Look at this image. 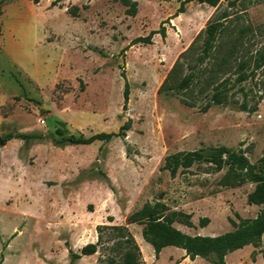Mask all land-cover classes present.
Returning a JSON list of instances; mask_svg holds the SVG:
<instances>
[{
  "label": "rangeland",
  "instance_id": "1",
  "mask_svg": "<svg viewBox=\"0 0 264 264\" xmlns=\"http://www.w3.org/2000/svg\"><path fill=\"white\" fill-rule=\"evenodd\" d=\"M132 1L134 17L111 0L0 4V138L22 132L46 138L0 145L1 264H68L69 250L77 253L96 242L99 225L125 226L143 264H209L190 261L175 247L164 248L156 259L142 226L129 224L128 216L146 203L162 202L169 211L191 216L192 228L174 223L176 229L215 237L233 229L229 219L237 223L258 214L260 208L247 203L253 183L219 185L226 167L214 172L210 164L196 162L175 177L162 168L169 155L197 150L207 155L220 146L243 152L259 166L264 67L243 83L235 79L238 63L246 61L249 72L264 47V0H221L216 7L191 2L176 17V0ZM73 8L75 16L69 13ZM224 12L214 49L204 56L206 27ZM162 23L164 38L130 45ZM177 61L176 83L190 75L192 84L159 92ZM122 70L130 89L126 110ZM223 81L227 104L210 103ZM242 104L255 110L243 111ZM127 120L131 129L125 136L108 142L56 147L48 139L57 129L83 137L116 133ZM202 218L208 219L204 228ZM111 244L75 264H107L110 257L118 264L120 254L108 249ZM225 264H264V236L260 247L234 251Z\"/></svg>",
  "mask_w": 264,
  "mask_h": 264
},
{
  "label": "trees",
  "instance_id": "2",
  "mask_svg": "<svg viewBox=\"0 0 264 264\" xmlns=\"http://www.w3.org/2000/svg\"><path fill=\"white\" fill-rule=\"evenodd\" d=\"M3 0H0V4ZM118 2L126 7L125 13L130 17L136 15L137 3L132 0H111ZM170 1V0H164ZM179 2V7L173 17L184 13V6L191 2L206 4L209 7H216L221 0H176ZM34 4H38L39 0H33ZM54 6V2L51 3ZM73 16L76 15V8L69 12ZM2 14L0 8V15ZM227 14L224 12L219 19L210 23L206 27V38L203 43L202 52L207 56L214 49V42L217 33L221 30V20H225ZM170 20V19H169ZM166 23V22H165ZM162 23L158 30L149 32L145 37H138L131 41V46L136 44L150 45L152 37L159 35L165 37V27ZM1 36V28H0ZM230 51V50H229ZM184 56V53L182 54ZM200 61L203 58H199ZM227 60L224 59L218 65H224ZM246 61H240L237 65V77L235 81L240 84L248 79H251L255 72L264 67V47L256 52L252 58V68L249 72L246 71L248 65ZM181 68L180 62H176L169 71L166 79L159 88V92L164 88L170 91H182L187 89L192 84V76L187 75L176 83V74ZM121 78L124 81L123 85V104L122 109L126 110L129 100V84L125 78L124 71H121ZM226 82L223 81L215 88V92L210 97V103L224 106L227 104V88ZM243 111L253 112L255 109H247L245 104L241 105ZM208 106L204 107V111ZM131 129V122L127 120L122 124L116 133L101 132L89 137L75 136L68 131L57 129L56 136H50L48 139L56 147L69 145H90L94 142H108L114 137H124L125 133ZM11 139H19L25 143L31 141H43L46 138L38 133H8L2 137L3 143ZM196 162H206L210 164L214 172H220L225 167L227 168L224 176L219 180L221 187L238 188L245 183H253L254 189L247 195V203L259 207L258 214L253 219H240L236 223L229 219V223L233 229L224 234L207 237V236H191L173 227L174 223L181 224L188 228H192L193 224L190 221L191 216L183 212L169 211L168 207L162 202L154 204L146 203L140 209L131 213L127 222L142 226L141 235L143 240L148 243L154 252V257L159 258L161 251L166 247H175L185 252L184 258L194 261L196 258L204 259L209 264H225V258L230 253L241 250L246 246L258 248L261 245L262 237L264 236V155L259 160V166L251 164L243 152H235L227 147L220 146L210 149L207 155L203 151L179 152L169 155L165 158L163 170L169 172L171 177H175L179 169L187 170ZM109 222H112L111 218ZM208 224L207 218L199 220L200 228L206 227ZM97 240L95 243L84 245L79 252L75 253L71 250L69 253V263L75 264L77 260L83 256H91L95 254L99 248L108 245L112 241L109 250L119 253L118 264H143L140 258V251L137 244L128 232L125 226H108L99 225L96 227ZM108 233L109 239L104 241L103 234ZM251 259H255V253L251 254ZM2 259L0 260V264ZM107 264H117L113 257L108 258Z\"/></svg>",
  "mask_w": 264,
  "mask_h": 264
},
{
  "label": "crops",
  "instance_id": "3",
  "mask_svg": "<svg viewBox=\"0 0 264 264\" xmlns=\"http://www.w3.org/2000/svg\"><path fill=\"white\" fill-rule=\"evenodd\" d=\"M23 133V132H22ZM11 140H13V139H11ZM14 140H19V139H14ZM10 141V140H9ZM20 141H22V140H20ZM184 253V255H185V252H183ZM160 256V255H159Z\"/></svg>",
  "mask_w": 264,
  "mask_h": 264
},
{
  "label": "water",
  "instance_id": "4",
  "mask_svg": "<svg viewBox=\"0 0 264 264\" xmlns=\"http://www.w3.org/2000/svg\"><path fill=\"white\" fill-rule=\"evenodd\" d=\"M0 145H3V141L1 140V138H0Z\"/></svg>",
  "mask_w": 264,
  "mask_h": 264
}]
</instances>
